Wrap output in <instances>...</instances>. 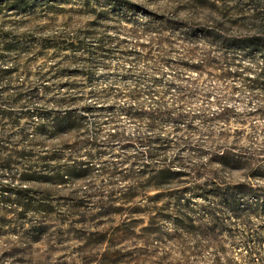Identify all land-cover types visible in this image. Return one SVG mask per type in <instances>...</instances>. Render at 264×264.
<instances>
[{"label":"rangeland","instance_id":"rangeland-1","mask_svg":"<svg viewBox=\"0 0 264 264\" xmlns=\"http://www.w3.org/2000/svg\"><path fill=\"white\" fill-rule=\"evenodd\" d=\"M0 264H264V0H0Z\"/></svg>","mask_w":264,"mask_h":264},{"label":"trees","instance_id":"trees-1","mask_svg":"<svg viewBox=\"0 0 264 264\" xmlns=\"http://www.w3.org/2000/svg\"><path fill=\"white\" fill-rule=\"evenodd\" d=\"M195 68V67H194ZM78 121H79V118H76V117H70V115L66 116L63 123L61 124H58L57 125V130L58 131H62V130H69V129H76L77 126H78ZM179 176V173H175V172H170V171H167V170H162L158 173L157 175V179H159L160 181L162 180H173L175 179L176 177ZM157 183L154 185V188H157ZM153 221V218H150L149 221ZM147 228H144L143 230L145 231ZM187 230H192V227H189Z\"/></svg>","mask_w":264,"mask_h":264}]
</instances>
